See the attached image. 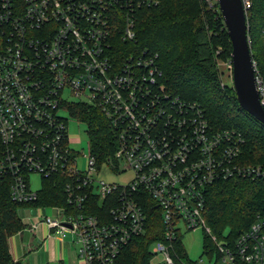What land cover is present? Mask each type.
<instances>
[{
  "label": "built area",
  "instance_id": "2783aa9c",
  "mask_svg": "<svg viewBox=\"0 0 264 264\" xmlns=\"http://www.w3.org/2000/svg\"><path fill=\"white\" fill-rule=\"evenodd\" d=\"M159 1L0 0V175L10 178L11 198L39 217L25 228L46 221L72 233L77 261L54 264H116L146 232L152 206L159 216L152 263L264 264V208L236 237L214 238L206 259H188L179 242L183 230L206 228L210 185L264 178V167L241 159L240 130L212 127L198 100L165 88L158 52L132 46L137 11ZM241 3L248 22L252 0ZM66 91L84 99L69 100ZM74 102L95 107L112 131L113 150L99 159L88 139L81 167L68 130L71 119L84 121L70 113ZM103 165L131 170V178L100 177ZM32 172L58 185L64 202L35 204L42 184L31 187ZM46 207L51 216H42Z\"/></svg>",
  "mask_w": 264,
  "mask_h": 264
},
{
  "label": "trees",
  "instance_id": "16d2710c",
  "mask_svg": "<svg viewBox=\"0 0 264 264\" xmlns=\"http://www.w3.org/2000/svg\"><path fill=\"white\" fill-rule=\"evenodd\" d=\"M248 37L255 64V73L264 84V0H252L248 13ZM215 25L222 31L220 42ZM220 37V35H219ZM231 42L216 0H160L156 5L137 11L136 41L132 46L158 52L162 70L160 81L173 93L198 100L214 128L234 126L244 136L241 159L264 167V124L238 103L233 86L221 88L218 82L214 53L215 43ZM231 57V54H230ZM70 113L87 123L89 147L99 159L113 150L112 131L107 119L88 104L74 102ZM10 178L0 175V264H22L14 259L8 237L21 230L24 222L9 193ZM203 228L204 248H211L214 238L236 237L264 208V178L242 176L219 180L207 190ZM59 186L43 179L35 204L64 202ZM159 216L155 207L148 208L146 232L134 236L124 246L116 264H154L150 245L158 237Z\"/></svg>",
  "mask_w": 264,
  "mask_h": 264
},
{
  "label": "rangeland",
  "instance_id": "374dc122",
  "mask_svg": "<svg viewBox=\"0 0 264 264\" xmlns=\"http://www.w3.org/2000/svg\"><path fill=\"white\" fill-rule=\"evenodd\" d=\"M215 35L219 42L223 39V34L218 25H215ZM248 32V31H247ZM220 35V37H219ZM215 43L214 53L217 65L218 82L223 89L232 87L231 78V57L227 46L221 43ZM250 44V43H249ZM64 95L69 100L79 101L84 99L83 96H76L69 91ZM85 121H77L71 119L68 123V130L73 138L72 145L79 150L77 163L81 167L85 163L83 152L87 150L88 131ZM103 171L99 173L100 177L110 179L116 182H126L131 178V170H122L119 172L107 170V165H103ZM31 187L37 189L42 183L40 175L32 172L30 175ZM18 215L21 220L27 224L30 218L29 210L25 206L17 208ZM42 216L47 214L51 216V208L46 207L41 210ZM39 216V215H38ZM33 223H36L39 217L30 218ZM204 230L201 226H195L193 229L183 230L179 237V242L186 251L188 259L197 260L200 256L206 259L204 254ZM9 249L11 254L16 257H23V264H46L48 261L55 259L59 253L66 254L67 249L75 263L77 261L76 246H74L73 235L68 230L54 229L50 230L46 221H42L36 225L35 231H30L24 228L21 232H15L9 236ZM70 245V246H69ZM69 246V247H68ZM153 260L157 261L154 257Z\"/></svg>",
  "mask_w": 264,
  "mask_h": 264
},
{
  "label": "water",
  "instance_id": "95a60500",
  "mask_svg": "<svg viewBox=\"0 0 264 264\" xmlns=\"http://www.w3.org/2000/svg\"><path fill=\"white\" fill-rule=\"evenodd\" d=\"M216 2L231 42V78L237 101L264 124V106L257 88L255 64L247 38L248 23L241 0Z\"/></svg>",
  "mask_w": 264,
  "mask_h": 264
},
{
  "label": "crops",
  "instance_id": "0c3cea01",
  "mask_svg": "<svg viewBox=\"0 0 264 264\" xmlns=\"http://www.w3.org/2000/svg\"><path fill=\"white\" fill-rule=\"evenodd\" d=\"M25 228V227H24ZM24 228H22L21 230H19V231H17V232H21ZM28 229V228H27ZM8 240H9V237H8ZM8 245H9V241H8ZM70 246V245H69ZM68 246V247H69ZM9 247V246H8ZM9 251H10V249H9ZM11 253V252H10ZM12 255V254H11ZM13 256V255H12ZM13 258L14 259H19V260H21V262H22V264H23V257H19V258H16V257H14L13 256ZM61 261H63V262H66V263H73V260H72V258H71V256H70V254H69V250L67 249V251H66V254L65 255H63L62 253H59V255H57V257L55 258V259H52V260H50V261H48L46 264H54V263H58V262H61Z\"/></svg>",
  "mask_w": 264,
  "mask_h": 264
}]
</instances>
